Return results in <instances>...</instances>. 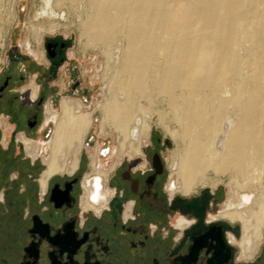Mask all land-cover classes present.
Wrapping results in <instances>:
<instances>
[{"label":"bare ground","instance_id":"1","mask_svg":"<svg viewBox=\"0 0 264 264\" xmlns=\"http://www.w3.org/2000/svg\"><path fill=\"white\" fill-rule=\"evenodd\" d=\"M62 7L82 48L103 58L99 134L109 128L119 153L136 154L155 115L174 141L177 189L226 182L220 215L240 222L248 258L264 226V0H42L35 38L60 26ZM61 107L45 177L63 170L61 157L74 169L91 123L72 100Z\"/></svg>","mask_w":264,"mask_h":264},{"label":"flooded vegetation","instance_id":"2","mask_svg":"<svg viewBox=\"0 0 264 264\" xmlns=\"http://www.w3.org/2000/svg\"><path fill=\"white\" fill-rule=\"evenodd\" d=\"M69 47L57 35L37 54L14 44L0 69V264H264V230L242 257L240 222L220 215L212 191L177 189L161 137L141 147L148 133L136 154L113 149L112 162L111 141L87 130L74 169L61 157L45 177L62 103L93 110Z\"/></svg>","mask_w":264,"mask_h":264},{"label":"rangeland","instance_id":"3","mask_svg":"<svg viewBox=\"0 0 264 264\" xmlns=\"http://www.w3.org/2000/svg\"><path fill=\"white\" fill-rule=\"evenodd\" d=\"M42 0H2L0 1V69L3 66L5 55L8 48L14 44H17L21 50H29L33 54H37L41 49L42 40L45 36H61L70 41V47L68 49V62L74 64L78 70L79 76L82 80V84L88 89L90 98L84 105V109L91 110L93 106L102 99V95L105 91V87L101 81V72L104 67L103 58L99 51L91 48H82V44L79 40V32L77 28V18L73 13H70L66 7H62L60 13H63L64 19H60V26L54 32H43L39 38H35L31 31L30 20L33 24L42 23V20L33 19L34 12L41 7ZM74 19V20H72ZM66 20V21H64ZM76 23V24H75ZM66 27V28H65ZM28 40L29 46L26 45ZM81 44V45H80ZM101 63V64H100ZM64 72H60L57 81L64 80ZM64 86V84H63ZM150 122V133L147 141H143L141 147L150 143L152 139L161 137L165 142H169L172 146L164 150V154L167 158V164L171 157L172 151L175 149L174 141L169 133H166L162 126L157 123V117L154 115ZM99 113H94V121L88 128L91 134L99 137V141L105 138L109 139L112 144V162L116 157V152L113 153V149L118 147L116 142V135L109 133V128H106L105 135H101L99 130ZM164 129V130H163ZM87 131V132H88ZM87 136V133L85 137ZM90 151L89 153H91ZM127 153H123L121 157ZM169 173L171 168L168 166ZM91 173V167L86 170V174ZM201 190H208L213 192V196L218 197L217 204L215 205L217 211L223 210V204L228 197V187L226 182L218 183L214 187L206 186L199 187L195 193ZM264 226L262 227V233Z\"/></svg>","mask_w":264,"mask_h":264}]
</instances>
